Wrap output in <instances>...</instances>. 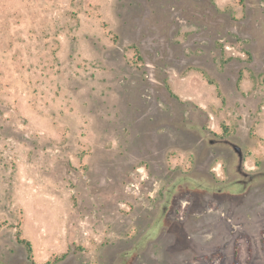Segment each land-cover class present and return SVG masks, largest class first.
<instances>
[{"label": "rangeland", "instance_id": "374dc122", "mask_svg": "<svg viewBox=\"0 0 264 264\" xmlns=\"http://www.w3.org/2000/svg\"><path fill=\"white\" fill-rule=\"evenodd\" d=\"M261 184L264 0H0V264H264Z\"/></svg>", "mask_w": 264, "mask_h": 264}, {"label": "flooded vegetation", "instance_id": "af4514ba", "mask_svg": "<svg viewBox=\"0 0 264 264\" xmlns=\"http://www.w3.org/2000/svg\"><path fill=\"white\" fill-rule=\"evenodd\" d=\"M224 140H221V142H218L219 144H223L224 142H223ZM233 150L235 151V153L237 154V156H238V164L240 165V162L242 161V153H241V151H240V149L237 147V146H233ZM256 173H245L244 175L245 176H247V177H252V176H254ZM264 186V184H261V186L260 187H263ZM258 189V188H257ZM263 194H261V195H259V196H257L256 198H254L253 199V203H251V202H247V205L250 207V206H254L253 207V210H254V212H257V211H259V210H261L260 209V207H257V205H259V203H264V201L262 202V200L264 199V192H262ZM251 198V197H250ZM242 210V209H241ZM248 210V209H247ZM257 220V219H256ZM217 232H220V230H217ZM222 235L223 234H218V236H217V238H216V240H221L222 239ZM215 242H217V241H215ZM23 264H27V263H23Z\"/></svg>", "mask_w": 264, "mask_h": 264}, {"label": "trees", "instance_id": "16d2710c", "mask_svg": "<svg viewBox=\"0 0 264 264\" xmlns=\"http://www.w3.org/2000/svg\"><path fill=\"white\" fill-rule=\"evenodd\" d=\"M27 245L30 247L29 243Z\"/></svg>", "mask_w": 264, "mask_h": 264}, {"label": "crops", "instance_id": "0c3cea01", "mask_svg": "<svg viewBox=\"0 0 264 264\" xmlns=\"http://www.w3.org/2000/svg\"><path fill=\"white\" fill-rule=\"evenodd\" d=\"M244 259V258H243Z\"/></svg>", "mask_w": 264, "mask_h": 264}]
</instances>
